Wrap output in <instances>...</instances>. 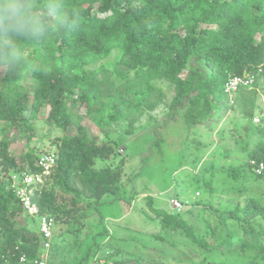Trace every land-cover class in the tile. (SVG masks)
I'll return each mask as SVG.
<instances>
[{"label":"trees","instance_id":"16d2710c","mask_svg":"<svg viewBox=\"0 0 264 264\" xmlns=\"http://www.w3.org/2000/svg\"><path fill=\"white\" fill-rule=\"evenodd\" d=\"M60 2L65 25L59 32L39 42L5 38L22 46L24 56L19 67L0 60V67L5 68L0 83V123L4 124L0 127V178L7 177V188L0 180V264H32L41 249L38 231L17 224V216L27 213L9 186L13 174L40 173L35 164L39 155L34 150L27 149L18 161L10 147L21 135L36 130L43 108L49 109L45 122L64 134L53 140V151L45 152L55 154V165L51 175L35 188L31 201L38 215L50 216L53 224L76 221L79 204L98 205L119 190L125 160L94 170L95 160L109 159L117 152L112 141L97 142L83 121L89 120L107 137L105 126L119 118L127 97L135 95L149 108L166 98L159 84L172 88L162 129L167 120L180 118L186 139L192 137L194 151L209 147L196 140L194 129L211 131L212 125L230 112L247 122L245 133L257 138L241 148L245 162L240 167H200L193 174L192 182L200 184L205 194L214 193L217 174L240 185L248 163L264 162V127H251L258 110L257 82L264 80V0ZM115 50L119 55L113 66H105L102 62ZM245 74L253 75L254 82L240 88L230 104L224 85L230 77ZM71 96L74 99L70 100ZM82 107L85 114L79 115ZM134 123V119L129 121L127 134ZM71 128L73 132L67 134ZM160 141L157 137L148 149L159 147ZM192 162L196 167L200 159ZM263 179L264 174H253L254 182ZM241 190L237 189L238 193ZM145 198L162 232L169 231L172 236L182 233L197 251H190L187 261L138 258L126 262L264 264L263 196L250 192L242 203L216 214V221L202 217L199 226L188 224L180 214L190 211L187 201L180 200L185 205L181 211L167 213L153 207L150 197ZM152 236L155 241L175 245L162 233Z\"/></svg>","mask_w":264,"mask_h":264},{"label":"rangeland","instance_id":"374dc122","mask_svg":"<svg viewBox=\"0 0 264 264\" xmlns=\"http://www.w3.org/2000/svg\"><path fill=\"white\" fill-rule=\"evenodd\" d=\"M118 55L119 51H112L102 63L112 67ZM4 72L5 68L0 67V83ZM158 87H162L166 98L153 108H149L145 100L140 102L135 95L127 97L119 118L105 126L107 137H104L97 127L90 125L89 120L83 121L90 134L98 138L97 142L108 139L114 143L117 152L109 159L95 160L92 168H111L122 158L125 165L115 196L104 197L95 206L87 201L79 204L80 213L76 221L54 222L48 251L52 262L115 264L114 261H121V264H134L126 261L138 258H162L168 262L187 261L190 251L197 250L182 233L172 236L169 231L162 232L159 220L150 212L145 197H150L153 207L161 208L167 213L177 212L170 204L171 199L187 201L190 211L185 212V209L180 214L192 226H199L202 217L211 216L216 221V214H222L236 203H242L250 192L264 197V179L254 182L252 163L247 164L244 181L240 185L228 182L224 174H217L214 179V193L211 195L205 194L200 184L192 182L193 174L199 171L200 167L213 166L216 170L240 167L245 162L241 148L250 146L257 138L251 132L245 133L243 126L247 122L230 112L214 123L211 131L194 129L196 140L209 146L207 149L194 151L192 137L186 139L187 132L184 131L180 118L176 121L167 120L168 125L162 129L167 119L172 88L161 84ZM256 89L258 110L254 118H257L258 122L252 120L251 127L263 128L264 80L261 78ZM48 111L47 107L40 111L35 123L36 130L32 134L21 135L19 140L11 145L10 153L18 161L27 149L34 150L37 155L53 151V140L64 134L62 129L51 127L45 122ZM84 114L85 108L82 107L79 115ZM108 114L107 110L104 113L105 119ZM131 119H134L135 123L132 131L127 134L125 131ZM3 125L0 123V127ZM72 132L71 128L67 134ZM157 137H161L159 147L155 146L151 151L148 148ZM193 158L200 159L196 167L192 162ZM0 180L7 188V177ZM237 189L242 190L238 193ZM196 192L199 196H196ZM198 201L201 202L199 206L196 205ZM16 222L30 230H38L37 217L31 218L23 213L17 216ZM152 233H162L175 245L155 241Z\"/></svg>","mask_w":264,"mask_h":264},{"label":"clouds","instance_id":"9594fccd","mask_svg":"<svg viewBox=\"0 0 264 264\" xmlns=\"http://www.w3.org/2000/svg\"><path fill=\"white\" fill-rule=\"evenodd\" d=\"M60 0H0V60L20 66L24 51L11 36L39 42L65 25Z\"/></svg>","mask_w":264,"mask_h":264},{"label":"built area","instance_id":"2783aa9c","mask_svg":"<svg viewBox=\"0 0 264 264\" xmlns=\"http://www.w3.org/2000/svg\"><path fill=\"white\" fill-rule=\"evenodd\" d=\"M254 82V76L245 74L243 76H232L225 83L223 92L228 97L230 104L233 103L235 94L240 88L251 87ZM254 122H258L257 118H253ZM56 156L54 153L40 154L36 160V166L40 169V173H21L14 174L11 177L9 188L12 190L16 199L21 203L27 215L31 218H38V233L41 237V249L32 264H48V251L52 240L53 219L48 215H38L37 206L32 203L31 196L37 186H41L44 181L51 175L55 165ZM254 174H264V162L252 163ZM197 195V194H196ZM170 204L177 212L184 208L179 200L171 199ZM24 261V258H21Z\"/></svg>","mask_w":264,"mask_h":264},{"label":"crops","instance_id":"0c3cea01","mask_svg":"<svg viewBox=\"0 0 264 264\" xmlns=\"http://www.w3.org/2000/svg\"><path fill=\"white\" fill-rule=\"evenodd\" d=\"M47 261H48V264H58V263L52 262V261L50 260V257H48Z\"/></svg>","mask_w":264,"mask_h":264}]
</instances>
